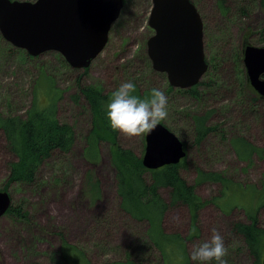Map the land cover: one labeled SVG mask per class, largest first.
I'll list each match as a JSON object with an SVG mask.
<instances>
[{
	"label": "rangeland",
	"instance_id": "374dc122",
	"mask_svg": "<svg viewBox=\"0 0 264 264\" xmlns=\"http://www.w3.org/2000/svg\"><path fill=\"white\" fill-rule=\"evenodd\" d=\"M35 1V0H27ZM202 16L208 71L199 85V97L186 90H169L166 75L155 72L147 54V42L153 35L148 25L152 0H127L118 21L113 25L109 43L93 62L88 75L73 69L56 52L31 57L16 49L0 35V113L25 116L35 98L38 106L49 103V89L61 93L57 104L62 123L76 128L78 141L70 154H56L45 163L37 181L31 185L13 184L5 188L11 153L0 130V191L8 192L14 207L22 206L28 219L0 218V264H165L161 254L149 242L147 223L121 215L118 208L115 171L110 161V145L100 141L88 155L87 138L93 113L87 100L80 96L76 79L83 75L82 86L96 85L114 92L122 82L132 81L140 90L158 88L168 98V117L163 120L186 145L188 158L182 176L206 203L198 220L197 238L187 241L186 252L210 239L215 227L224 238L227 264H251L247 247L231 232L232 223L246 221L243 208L233 206L251 203L252 192L235 193L223 198V188L214 183L197 184V170L224 173L235 185L261 190L264 183V101L246 100L243 86L245 40L264 46L262 11L252 3L247 16L224 15L216 0H193ZM244 0H231L236 12ZM239 57V58H238ZM248 78V77H247ZM249 81V80H248ZM50 92V91H49ZM208 116V126L215 132L197 144L194 116ZM243 136L261 152L251 165L238 159L230 140ZM123 147L143 157L145 135L126 139ZM100 183L101 193L95 201L87 189L88 177ZM168 199V192L161 191ZM230 198V199H229ZM229 203L226 207V202ZM264 227V208L258 212ZM190 212L185 207L170 210L164 218V230L170 235L187 238L190 234ZM64 243L83 252V261L61 253ZM264 259V255L262 260ZM191 260V258H190ZM191 264H200L191 260ZM212 264H215L213 261Z\"/></svg>",
	"mask_w": 264,
	"mask_h": 264
},
{
	"label": "trees",
	"instance_id": "16d2710c",
	"mask_svg": "<svg viewBox=\"0 0 264 264\" xmlns=\"http://www.w3.org/2000/svg\"><path fill=\"white\" fill-rule=\"evenodd\" d=\"M126 1L124 0V4ZM191 1L197 8L195 2ZM216 1L218 9L224 15L233 12L241 16H247L252 3H255L262 11L264 19V0H244L237 7L236 12L233 11L236 7H234L231 0ZM244 42L245 48L250 45L247 44V40ZM83 71V75H88L89 69ZM83 75L76 79V83L79 84L77 90L80 96L87 100L93 113L92 128L87 138L88 155L91 149L95 148L100 141L110 145V161L115 171L120 214L128 215L137 222L147 223V238L161 254L165 264H191L190 257L186 252V243L195 239L199 233L198 220L206 203L197 194L195 185L190 184L182 176L183 163L187 160L188 155L178 165L166 166L155 171L147 170L143 166L142 156L131 149L123 147L120 143V133L113 131L110 127L106 117V105L113 92H106L94 84L82 86ZM244 81L243 97L254 105L262 100L264 101L251 87L245 75ZM134 84L136 86L135 95L142 99L150 98L151 90L142 91L136 83ZM200 84H202V80L197 86L186 91L194 98L199 97L198 88ZM168 89L170 91L174 90L170 85ZM49 91V103L45 107H40L37 98H35L25 116L12 117L0 113V130L6 138L9 150L17 159L10 164L6 189L13 184H34L46 162L56 154H70L77 144L78 133L76 128L70 124L62 123L58 117L57 104L61 98V93L59 91L54 92L52 88ZM193 121L197 144H200L202 140L215 132V129L208 126V116L197 115L193 117ZM160 123L164 124L163 121ZM166 127L172 131L168 126ZM230 143L238 159L248 165H251L254 156L261 152V149L243 136L232 137ZM184 146L186 148L185 144ZM196 183H214L221 186L223 188V198L230 197L231 194L235 193L252 192L249 194L252 196L250 204L233 206V208H243L247 220L233 222L231 232L238 236L247 247L252 259L251 264H262L264 227L259 222L258 212L264 208V183L261 185V190H258L256 186L235 185L224 173L203 169L197 170ZM87 189L97 201L101 193L100 183L90 176L88 177ZM162 190L168 192V199L163 197ZM228 203L229 200L226 202L225 207ZM178 207H185L190 212V234L187 238H182L177 234L170 235L164 230L166 214ZM5 216H9L14 220L24 221L28 219V213L24 211L22 206L14 207L13 204ZM61 253L67 263L72 257L78 261L84 259L83 252L69 246L68 243L63 244ZM108 264H134V262L127 259L124 262Z\"/></svg>",
	"mask_w": 264,
	"mask_h": 264
},
{
	"label": "water",
	"instance_id": "95a60500",
	"mask_svg": "<svg viewBox=\"0 0 264 264\" xmlns=\"http://www.w3.org/2000/svg\"><path fill=\"white\" fill-rule=\"evenodd\" d=\"M124 5V0H0V35L31 57L56 52L83 71L105 50ZM148 25L153 31L147 42L153 70L165 74L174 89L197 86L208 63L203 19L192 1L152 0ZM243 54L250 85L264 99V47L248 45ZM145 140L142 162L149 171L178 165L188 154L162 123ZM11 206V195L0 191V218Z\"/></svg>",
	"mask_w": 264,
	"mask_h": 264
},
{
	"label": "clouds",
	"instance_id": "9594fccd",
	"mask_svg": "<svg viewBox=\"0 0 264 264\" xmlns=\"http://www.w3.org/2000/svg\"><path fill=\"white\" fill-rule=\"evenodd\" d=\"M136 86L125 81L112 93L106 105V117L113 131L126 139L150 134L161 121L168 117V98L164 91L152 88L150 98L135 95ZM228 255L224 238L213 227L207 241L193 246L191 260L200 264H227Z\"/></svg>",
	"mask_w": 264,
	"mask_h": 264
}]
</instances>
